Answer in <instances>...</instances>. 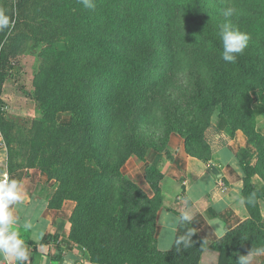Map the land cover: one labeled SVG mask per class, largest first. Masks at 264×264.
<instances>
[{
	"label": "trees",
	"instance_id": "16d2710c",
	"mask_svg": "<svg viewBox=\"0 0 264 264\" xmlns=\"http://www.w3.org/2000/svg\"><path fill=\"white\" fill-rule=\"evenodd\" d=\"M22 1L28 25L14 34L12 49L20 51L38 24L40 52L57 57L35 78L42 117L34 121L31 136L20 137L17 149L8 148L9 165L20 161L19 167L36 168L48 183L59 184L49 201L52 209L65 200L77 202L72 222L83 226L90 263L199 264L203 252L213 250L219 264H236L239 255L264 245L259 205L264 186L252 181L258 174L264 183V135L253 107L255 92L264 97V0H94L93 9L79 0ZM229 7L238 13L232 23L251 36L235 63L222 60L217 35ZM62 14L65 32L43 29ZM34 17L46 23H34ZM61 113L71 114L70 125L58 120ZM211 129L232 136L242 132L256 148L257 165L247 163V150L239 154L250 218L212 244L191 224L179 226L171 250L159 251L155 233L163 174L146 172L150 196L122 168L146 150L169 155L171 134L183 138L188 155L209 162ZM186 228L195 232L188 248L176 242Z\"/></svg>",
	"mask_w": 264,
	"mask_h": 264
},
{
	"label": "crops",
	"instance_id": "0c3cea01",
	"mask_svg": "<svg viewBox=\"0 0 264 264\" xmlns=\"http://www.w3.org/2000/svg\"><path fill=\"white\" fill-rule=\"evenodd\" d=\"M175 140L176 137L170 138L171 148ZM242 150L251 154L249 160L257 158L242 132H237L229 142L222 141L209 162L187 155L184 146L177 149L175 157L179 166L174 171L169 168L160 184L163 207L157 213L155 233L159 251L166 252L173 247L179 227L174 218L182 211H191L190 224L206 244L219 240L214 234L218 226L211 225L213 219L218 217L228 232L250 218L242 196L244 174L239 163ZM249 160L247 163L251 164ZM3 172L24 182L25 200L15 207L17 217L21 221L30 219L37 230L45 232L44 237L35 242L31 232L21 229L29 245L27 264H66L68 260L72 264H91L68 242L70 202L64 203L59 210L52 209L46 196L50 189L46 175L36 168L9 165V150L0 130V173ZM130 176L133 180L145 181L143 172L133 171ZM252 181L259 189L264 186L257 179ZM259 205L264 220V201H259ZM199 264H219V253L205 250ZM255 264H264V257L258 258Z\"/></svg>",
	"mask_w": 264,
	"mask_h": 264
},
{
	"label": "rangeland",
	"instance_id": "374dc122",
	"mask_svg": "<svg viewBox=\"0 0 264 264\" xmlns=\"http://www.w3.org/2000/svg\"><path fill=\"white\" fill-rule=\"evenodd\" d=\"M29 3L30 6L34 7V2L29 1L28 5ZM23 4L24 2L22 0H0V9H3L14 21V27L10 30L0 32V106L7 108V110L4 111V114L0 116V129L3 131L6 147L13 150L17 149L18 141L24 133L27 137L32 135L34 121L39 120L42 117L41 104L37 100V93L35 92L37 90V81L35 78L41 67L50 66L52 57H57L52 55L50 51H46L43 54L40 52L44 49V45L39 43L40 38L38 32L35 33L36 29L41 28L38 24L34 25V31H30L32 35L31 40L28 43H24V45L20 47V51H14L12 49L11 45L13 42L12 38H15L14 34H17L18 31H23V28L28 25L25 22V8L23 7ZM64 19L65 14H62L59 17H56L55 22L45 24L44 26L46 27L43 29L47 30L54 27L56 28V31L65 32ZM41 22H44L41 17L38 21L34 17V23ZM33 37H35L34 40ZM253 99V107L259 110L257 120L258 132L264 135V111L262 112L261 108L264 97L260 92H255L253 94ZM58 116L60 122L70 125V113H61L58 114ZM153 132L157 137L161 135L160 131L151 128V133L153 134ZM233 136L229 130H224L220 134H217L211 129L207 132L206 143L212 154H214L217 148L220 147L222 141L229 142ZM152 137H154V135ZM171 137H176V140L172 148L168 143L167 151H169V155L165 153H156L153 150H146L142 159L137 156H131L122 168V173L128 179L136 184L139 183V185H137L144 191L148 189L147 191L151 196L153 195V192L145 178L146 172L149 169H157L162 172L164 179L165 172H167L169 168H172L174 171L176 166H179L177 164L178 160L175 157V153H177L178 148L184 146V140L177 134H171L170 138ZM244 137L248 141V138L245 135ZM249 145L256 151L253 144L249 143ZM249 161L251 165L254 166L257 165L258 158L255 157ZM16 162H18V164H16ZM16 162H14V167L21 165L20 161ZM133 171L138 174L143 172L145 181L141 182L139 178L135 180L130 178V174ZM253 178L257 179L259 183H263L260 175L255 174ZM162 180L160 181V184ZM49 185L50 189L46 196L51 201L58 193L59 184L53 181L49 183ZM66 202H70V206H68V208L70 207V233L68 236V242L77 249L82 258L84 257L86 261L90 262L92 260L91 253L83 246V226L79 227V225L76 224L74 226L73 223L76 217L75 212L77 202L74 200H65L59 209H61ZM55 203L57 202L55 201ZM68 208H66L67 211H69Z\"/></svg>",
	"mask_w": 264,
	"mask_h": 264
},
{
	"label": "clouds",
	"instance_id": "9594fccd",
	"mask_svg": "<svg viewBox=\"0 0 264 264\" xmlns=\"http://www.w3.org/2000/svg\"><path fill=\"white\" fill-rule=\"evenodd\" d=\"M79 3L86 9L95 8L94 0H79ZM235 8L225 9L222 15L225 21L219 24L218 37L222 44L221 58L226 63H235L238 56L242 55L248 48L251 36L241 31L231 21V17L237 15ZM14 27V21L3 10L0 9V32L10 30ZM255 194L249 198V203L254 200ZM25 200L24 182L10 176L7 172L0 173V264H27L30 258L29 245L26 243L23 232H31L33 241H40L44 230H37L36 225L30 219H19L15 207ZM193 219L191 211H182L174 218V223L182 228L190 224ZM211 225L218 226L214 234L217 238L223 239L227 230L224 224L217 217L211 221ZM195 232L186 228L184 235L178 237L177 244L185 248L193 245L192 236ZM264 257V245L254 246L246 255H239L236 264H255L256 260ZM66 264H72L71 260Z\"/></svg>",
	"mask_w": 264,
	"mask_h": 264
},
{
	"label": "built area",
	"instance_id": "2783aa9c",
	"mask_svg": "<svg viewBox=\"0 0 264 264\" xmlns=\"http://www.w3.org/2000/svg\"><path fill=\"white\" fill-rule=\"evenodd\" d=\"M0 110H1L2 112H4L6 109H5V107L0 106Z\"/></svg>",
	"mask_w": 264,
	"mask_h": 264
}]
</instances>
